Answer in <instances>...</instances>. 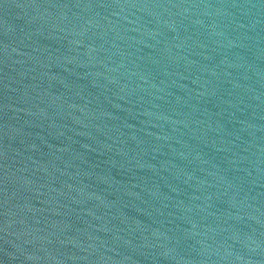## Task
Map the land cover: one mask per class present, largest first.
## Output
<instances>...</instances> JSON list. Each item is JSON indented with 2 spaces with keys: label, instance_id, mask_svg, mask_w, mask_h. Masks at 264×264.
I'll list each match as a JSON object with an SVG mask.
<instances>
[{
  "label": "water",
  "instance_id": "1",
  "mask_svg": "<svg viewBox=\"0 0 264 264\" xmlns=\"http://www.w3.org/2000/svg\"><path fill=\"white\" fill-rule=\"evenodd\" d=\"M0 264H264V0H0Z\"/></svg>",
  "mask_w": 264,
  "mask_h": 264
}]
</instances>
